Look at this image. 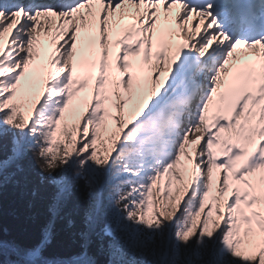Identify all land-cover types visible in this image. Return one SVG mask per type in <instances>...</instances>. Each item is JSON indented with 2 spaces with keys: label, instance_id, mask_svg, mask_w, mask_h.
Wrapping results in <instances>:
<instances>
[{
  "label": "snow or ice",
  "instance_id": "1",
  "mask_svg": "<svg viewBox=\"0 0 264 264\" xmlns=\"http://www.w3.org/2000/svg\"><path fill=\"white\" fill-rule=\"evenodd\" d=\"M0 264H264V0H0Z\"/></svg>",
  "mask_w": 264,
  "mask_h": 264
},
{
  "label": "trees",
  "instance_id": "2",
  "mask_svg": "<svg viewBox=\"0 0 264 264\" xmlns=\"http://www.w3.org/2000/svg\"><path fill=\"white\" fill-rule=\"evenodd\" d=\"M11 211H12V200H11V196L9 195L6 198V202H5V222L10 227L15 224V221H14L13 217L10 214Z\"/></svg>",
  "mask_w": 264,
  "mask_h": 264
}]
</instances>
